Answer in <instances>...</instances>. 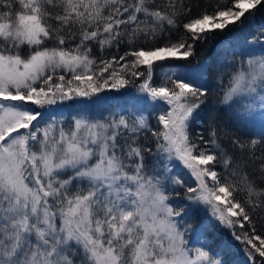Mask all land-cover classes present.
<instances>
[{
    "label": "snow or ice",
    "instance_id": "1",
    "mask_svg": "<svg viewBox=\"0 0 264 264\" xmlns=\"http://www.w3.org/2000/svg\"><path fill=\"white\" fill-rule=\"evenodd\" d=\"M262 3L0 0V264H264Z\"/></svg>",
    "mask_w": 264,
    "mask_h": 264
},
{
    "label": "trees",
    "instance_id": "2",
    "mask_svg": "<svg viewBox=\"0 0 264 264\" xmlns=\"http://www.w3.org/2000/svg\"><path fill=\"white\" fill-rule=\"evenodd\" d=\"M198 2L203 4L205 0H198ZM209 11H211V9H209ZM252 12L254 15L250 16L249 19L245 21V27L249 25H254L256 27L264 25V3L258 5L257 9L252 10ZM229 27L235 28V25H230ZM230 36L231 33L228 32V29H225L224 34H218L215 39L198 46L194 58L190 57L188 60H173L172 62L183 65L184 68L194 66L199 61L212 63L216 61L221 48L228 47L225 41H227ZM234 264H245V257L239 250L235 251Z\"/></svg>",
    "mask_w": 264,
    "mask_h": 264
},
{
    "label": "rangeland",
    "instance_id": "3",
    "mask_svg": "<svg viewBox=\"0 0 264 264\" xmlns=\"http://www.w3.org/2000/svg\"><path fill=\"white\" fill-rule=\"evenodd\" d=\"M200 63H204V62H202V61H199V62H197L194 66H191V67H187V68H185V69H192V68H195V67H197L198 66V64H200Z\"/></svg>",
    "mask_w": 264,
    "mask_h": 264
}]
</instances>
